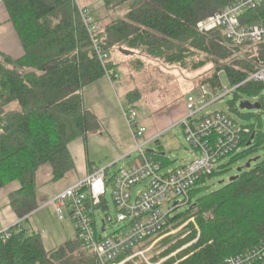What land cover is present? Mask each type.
I'll use <instances>...</instances> for the list:
<instances>
[{
    "label": "trees",
    "instance_id": "trees-1",
    "mask_svg": "<svg viewBox=\"0 0 264 264\" xmlns=\"http://www.w3.org/2000/svg\"><path fill=\"white\" fill-rule=\"evenodd\" d=\"M101 1L113 15L125 12L105 26L100 23L98 40L110 55L109 67L115 70L119 68L113 60L117 52L191 71L210 64L200 85L216 89L221 72L236 87L264 66V41L235 47L220 31L201 34L197 29L199 22L235 0ZM4 4L25 54L18 60L0 54V190L21 184L9 199L22 219L39 208L36 174L41 167L51 165L55 180L72 169L69 144L97 123L95 114L83 104V92L104 78L105 71L81 16V9L86 8L77 0H5ZM250 18L263 21L264 6ZM262 90L263 86L249 82L238 88L234 101L241 100L240 94L258 97ZM252 135L254 140L262 139L254 129ZM252 135L242 146L247 147ZM251 146L232 162L253 153L257 145ZM149 154L163 168L171 164L161 148ZM224 170L221 167L196 184L190 192V208L174 219L195 218V222L163 241L154 262L193 243L163 264H225L264 239V162L252 164L221 189L199 198L204 190L198 187ZM194 210L199 211L197 216ZM82 248L77 235L47 252L40 234L24 230L0 244V264H96ZM134 250L118 261L131 257ZM128 264L144 262L135 258Z\"/></svg>",
    "mask_w": 264,
    "mask_h": 264
},
{
    "label": "built area",
    "instance_id": "built-area-1",
    "mask_svg": "<svg viewBox=\"0 0 264 264\" xmlns=\"http://www.w3.org/2000/svg\"><path fill=\"white\" fill-rule=\"evenodd\" d=\"M4 2L0 0V4ZM263 6L264 0H235L212 17L199 22L197 29L201 34L220 31L235 47L261 43L264 41V20L253 21L250 15ZM81 16L104 68L105 77L112 82L119 80L118 71L109 67V53L98 40L99 23L87 9H81ZM249 82L263 86L264 90V66L236 87L222 88L221 77L216 89L201 85L199 90L206 99L202 107L198 106L194 96L187 98L186 113L172 127L183 128L194 158L166 172L145 149L149 144L159 141L164 133L148 138L147 129L138 125L135 108L123 111L136 142V148L125 159L138 153L139 166L128 164L114 175L109 174V168L98 169L48 204L55 207L61 221L70 219L75 224L82 250L90 252L96 264H128L135 256L119 262L120 256L170 228L176 218H172V214L183 206H190V192L196 184L212 176L224 159L242 150L245 140L252 135L250 127L237 123L222 111L205 115L203 112L214 104L225 102L234 96L238 88ZM254 100L259 103L258 97ZM139 139H142V143H139ZM250 143L251 139L247 148L251 146ZM139 185L145 186L134 197L133 191ZM110 186L113 187L117 220L114 222L110 215L100 224L96 213L109 209L107 194ZM27 219L25 217L11 227L0 228V244L8 241L14 232L28 230L25 225ZM114 223L122 225L121 229L106 237L108 226ZM225 264H264V239L243 254L228 258Z\"/></svg>",
    "mask_w": 264,
    "mask_h": 264
},
{
    "label": "rangeland",
    "instance_id": "rangeland-1",
    "mask_svg": "<svg viewBox=\"0 0 264 264\" xmlns=\"http://www.w3.org/2000/svg\"><path fill=\"white\" fill-rule=\"evenodd\" d=\"M77 2L80 6L85 7L102 26L108 24L113 17H122L125 13L121 10L113 15L106 10L101 0H77ZM126 54L117 52L113 55L114 62L119 65L117 70L120 75L119 80L110 83V80L104 77L87 87L83 92V104L95 114L97 123H93L90 131L85 132L69 144L72 169L58 180L54 179L53 168L49 164L41 167L36 174L39 208L27 216L28 220L25 225L28 230L41 235L47 252L57 250L67 242L77 238L78 232L75 224L70 219L61 221L55 207L48 204L56 196L76 184L81 175L86 177L89 165L98 169L109 168L110 175H114L128 164L139 166L138 153L133 154L129 159H125L126 149L128 152L133 151L136 148V142L132 137L131 128L123 111L127 112L131 107H134L138 113V125L145 127L147 132H150L155 120H160L164 116L172 119L173 115L171 114L181 110L189 96L196 98L199 107L206 104V99L202 96L199 87L201 86L200 82L209 73L212 65L208 64L198 71H191L178 66H168L149 58ZM139 60H141V64ZM219 76L221 77L222 88L232 87L224 72H221ZM240 97L241 100L238 102L234 101L235 96H232L223 103L214 104L203 114L222 111L231 116L237 123L254 129L262 139L256 138L253 141L251 148L257 145L253 153L232 162L233 157L248 150L247 147L243 146L239 153L224 159L219 166L220 168L225 167L224 172L208 179L198 187V189L204 190L198 196L199 198L224 187L250 161L258 159L257 163L264 162V90L258 95V101L263 103V107L259 111L241 109V101L251 103L256 101L254 100L255 97L247 94H240ZM139 143H142V139H139ZM160 148L171 161V164L165 168V172L176 169L194 158L191 155L192 149L185 140L184 130L178 126L172 127L159 138V142H153L145 149L157 152ZM129 161H133V163H128ZM144 186L139 185L134 189V197ZM20 188L21 184L15 182L0 190L1 229L13 226L20 219L13 211L9 199V195ZM107 201L109 209L106 212L96 213V219L100 224L103 219H107L110 215L114 222L117 220L112 186L108 189ZM189 208L190 206L181 207L172 214V218L185 213ZM192 214L197 216L199 211L194 210ZM191 222L194 223L195 218L186 222H183L182 219L175 220L170 228L152 242H146L142 246L136 247L132 256L141 259L144 264H163L166 260L193 245V243L187 244L166 259L157 263L154 262L162 242L181 234ZM121 227L122 225L118 226L116 223L109 225L105 234L106 237L119 231Z\"/></svg>",
    "mask_w": 264,
    "mask_h": 264
},
{
    "label": "crops",
    "instance_id": "crops-1",
    "mask_svg": "<svg viewBox=\"0 0 264 264\" xmlns=\"http://www.w3.org/2000/svg\"><path fill=\"white\" fill-rule=\"evenodd\" d=\"M0 54H3L13 60H18L25 54L19 35L10 21V16L4 3L0 4ZM185 113L186 109L185 105H183L181 110L171 114L173 115L172 119H170V117L167 118L164 116L160 120H155L154 126L151 128L150 132H147V137L151 138L161 133H166L172 128L174 124H176V122L180 120L181 117H183ZM131 152L132 151L128 152V149H126L125 156ZM128 163H133V161H129ZM96 170H98V168L89 165L87 168V176ZM82 178H85V176L81 175L80 180Z\"/></svg>",
    "mask_w": 264,
    "mask_h": 264
},
{
    "label": "water",
    "instance_id": "water-1",
    "mask_svg": "<svg viewBox=\"0 0 264 264\" xmlns=\"http://www.w3.org/2000/svg\"><path fill=\"white\" fill-rule=\"evenodd\" d=\"M240 108L243 109V110H249V111H259L262 109V105L260 103H255V104H252L251 102L249 101H241L240 102ZM255 138V135L252 136L251 138V143L250 145L252 144V141L254 140ZM154 151H148V153H152ZM258 161V159H255V160H252L250 161L246 166L245 168L243 169H240L239 172H242L244 169H249L251 166H252V163H256ZM235 179V178H232V180ZM104 230V228H103Z\"/></svg>",
    "mask_w": 264,
    "mask_h": 264
}]
</instances>
